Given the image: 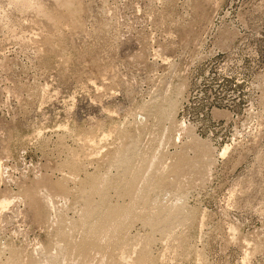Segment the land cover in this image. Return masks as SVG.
<instances>
[{
  "label": "rangeland",
  "instance_id": "374dc122",
  "mask_svg": "<svg viewBox=\"0 0 264 264\" xmlns=\"http://www.w3.org/2000/svg\"><path fill=\"white\" fill-rule=\"evenodd\" d=\"M126 151L149 197L95 231L84 192L127 204ZM156 203L181 207L165 231ZM145 235L147 264H264V0H0V262L112 264Z\"/></svg>",
  "mask_w": 264,
  "mask_h": 264
},
{
  "label": "bare ground",
  "instance_id": "6f19581e",
  "mask_svg": "<svg viewBox=\"0 0 264 264\" xmlns=\"http://www.w3.org/2000/svg\"><path fill=\"white\" fill-rule=\"evenodd\" d=\"M169 98H171V97H169ZM172 99V98H171ZM171 102H173V101H169V103L167 104V109L170 111V108L172 107V103ZM165 110V109H164ZM168 112V111H167ZM116 126V125H115ZM111 130V129H110ZM85 138V137H84ZM79 140V139H78ZM89 140V139H88ZM85 141H86V139H85ZM88 142V141H87ZM86 142V143H87ZM91 142H93V141H91ZM82 143V142H81ZM85 143V144H86ZM89 144H90V142H88ZM87 143V144H88ZM94 144L96 143V142H93ZM92 143V144H93ZM88 144V145H89ZM83 145H84V143H83ZM87 145V146H88ZM85 146V145H84ZM91 146V145H90ZM93 146V145H92ZM96 146V145H95ZM95 146H93V147H95ZM86 147V146H85ZM84 147V148H85ZM83 148V146H82V149H84ZM87 149H89V148H87ZM86 150V149H85ZM84 150V151H85ZM83 151V152H84ZM72 152H74V151H72ZM80 152H81V150H80ZM83 152H81V153H83ZM88 152V151H87ZM77 154V153H76ZM79 151H78V155H76V156H74L73 154L71 155V158H70V163H73L74 165H77V166H79V162H80V160H81V158H80V160L77 158L78 156H79ZM84 154V153H83ZM129 154H131V153H128L127 151L126 152H124V153H122V155H120L119 154V156H118V158H117V160H116V165L118 166V167H121L122 169H124V171L126 170V171H128L129 172V174L130 175H128V177L126 178V179H124V184H123V188H122V194L124 195V196H128V203L127 204H123V205H119L118 203V205L117 204H108L107 202H105V201H107V200H105L104 198H105V193L103 192V189H101V187H100V189H99V187H96V185L95 186H93L92 184H90V185H92V186H90V187H88V188H86V192H84V195L87 197H89L91 194V196H94L93 195V192L94 193H101V195H100V197L102 196L103 198H102V201H100L101 200V198L98 200V202H101V203H99V204H97V202H95L94 201V203L92 202H86L85 203V207H84V211H83V221H85L86 223H87V221H89V220H92L94 223H95V225H97V229H93V230H95V231H103L102 229L103 228H110L111 227V225L113 224L114 225V221L116 220V218L119 216L118 214H122V215H124V213L126 214V213H131L132 212V210L136 207V205L138 204V203H140V205L141 204H143L145 201H146V199H144L146 196H148L147 195V193H148V185H150V183L152 182V175L147 171V170H142V168H140L141 166H143L144 164H145V162L148 160V158H146V157H142V158H140L139 159V161H136V162H133L134 160L132 159V158H130V157H132V156H130L129 157ZM133 154V153H132ZM85 155H87V154H85ZM84 155V156H85ZM134 155V154H133ZM137 156V155H136ZM81 157H82V154H81ZM138 157V156H137ZM85 158V157H84ZM134 158V157H133ZM150 158V157H149ZM133 160V161H132ZM150 161H151V159H149ZM155 164V163H154ZM74 165H73V167H74ZM72 166V165H71ZM144 167V166H143ZM153 167V166H152ZM153 169V168H152ZM126 174L127 173H125V176H126ZM99 175V174H98ZM103 175H106V174H103ZM107 176V175H106ZM106 176H97V177H93V176H90L89 178H87L88 180V182H89V180H97V182H98V185L100 186V185H102L108 178L106 177ZM124 176V177H125ZM123 177V178H124ZM122 178V177H121ZM138 181H141V182H144L145 183V186H138V184H137V182ZM94 182V181H93ZM97 184V183H96ZM147 184V185H146ZM155 187V186H154ZM103 188V187H102ZM149 188H150V186H149ZM84 190H85V188H84ZM150 190V189H149ZM151 191V190H150ZM149 191V192H150ZM96 194V195H97ZM99 194H98V196H99ZM149 194V193H148ZM86 197L84 198V199H86ZM149 197V196H148ZM148 197H146V198H148ZM83 199V200H84ZM88 200H91V198L89 197V199ZM93 200V199H92ZM86 201V200H85ZM105 202V203H104ZM180 202V201H179ZM83 203V202H82ZM139 205V204H138ZM137 205V206H138ZM145 205V204H144ZM154 205H156L157 207H158V209L156 210V211H154L152 208H148V210L147 211H145L146 209H143L142 207H141V209L142 210H144L145 211V213H144V215H142V220L144 219L146 222H148L147 224H150V227L152 228V229H163L164 231H165V229H167L169 226H170V224L172 223L173 224V222L175 221V220H177V217L179 216L178 215V213H181V207H180V209L178 208V205H176V206H173V207H165V206H163V205H160V204H158V203H156V204H154ZM165 205V204H164ZM100 206H104L105 207V209H103L102 207V209L100 208ZM156 206H153L154 208H157ZM141 209H140V211H141ZM179 210H180V212H179ZM139 210H137V212H138ZM139 211V212H140ZM143 211V212H144ZM133 212H135V211H133ZM142 212V213H143ZM183 212V211H182ZM82 213V212H81ZM136 213V212H135ZM116 215H118L116 218H115V216ZM127 215V214H126ZM140 215V216H141ZM178 215V216H177ZM121 217V216H120ZM123 217V216H122ZM125 217V216H124ZM126 218V217H125ZM125 218H123V220L125 219ZM179 218V217H178ZM90 222V221H89ZM122 222V221H121ZM119 220H118V223H121ZM84 223V222H83ZM82 223V224H83ZM123 223H124V221H123ZM171 224V225H172ZM87 225V224H86ZM92 225V224H91ZM119 225V224H118ZM85 226V225H84ZM93 226H94V224H93ZM91 227V229L92 228H95L96 226H94V227ZM110 226V227H109ZM86 227V226H85ZM113 227V226H112ZM111 229V228H110ZM92 230V231H93ZM91 231V232H92ZM94 231V232H95ZM112 231V230H111ZM110 232V231H109ZM167 232V231H166ZM169 232V231H168ZM101 233V232H100ZM98 234H99V232H98ZM105 234V233H104ZM112 234V233H111ZM110 234V235H111ZM95 235H97L96 234V232H95ZM65 236V235H64ZM141 239V243H138V245H139V247L137 248V249H135L137 246H134V248H132L133 250H134V252L136 251V254H134V256L132 257V258H130V256H129V250L128 249H123L124 251L122 252V255H120V257L118 258V260L116 261V262H114V263H112V264H147V263H149V261L151 262L152 260H153V262H154V260L155 259H153V256L151 255V252H150V249H149V244L150 243H148L149 242V240H151V239H149V235H145L144 237H142V238H140ZM140 239H138V240H140ZM140 242V241H139ZM136 244H137V242H136ZM128 245V244H127ZM128 247V246H127ZM173 251H174V249H173ZM175 251H177L178 252V250H175ZM174 251V252H175ZM174 252H172V253H174ZM179 253V252H178ZM175 254H177V253H175ZM118 256H119V254H118ZM177 256H179L178 254H177ZM182 256V255H181ZM198 256V255H197ZM169 257V256H168ZM173 257H175V256H173ZM172 257V258H173ZM170 258H171V256H170ZM199 258V257H198ZM112 260V259H111ZM201 259H199V261H200ZM6 261H8V260H6ZM10 261V260H9ZM8 261V262H9ZM113 261H115V260H113ZM163 261V260H162ZM168 261V260H167ZM11 262H12V260H11ZM56 262V261H55ZM52 263V264H57V263ZM14 263V262H13ZM59 263H61V262H59ZM0 264H10V262L9 263H1L0 262ZM62 264V263H61ZM108 264V263H107ZM200 264V263H199Z\"/></svg>",
  "mask_w": 264,
  "mask_h": 264
}]
</instances>
